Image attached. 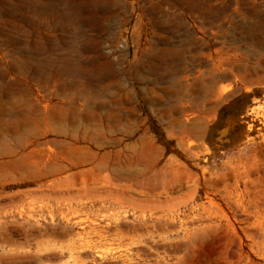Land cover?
Instances as JSON below:
<instances>
[{"label":"rangeland","instance_id":"obj_1","mask_svg":"<svg viewBox=\"0 0 264 264\" xmlns=\"http://www.w3.org/2000/svg\"><path fill=\"white\" fill-rule=\"evenodd\" d=\"M0 264H264V0H0Z\"/></svg>","mask_w":264,"mask_h":264}]
</instances>
